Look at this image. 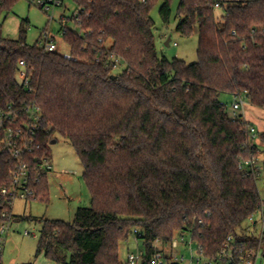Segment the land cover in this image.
I'll list each match as a JSON object with an SVG mask.
<instances>
[{"label": "trees", "instance_id": "1", "mask_svg": "<svg viewBox=\"0 0 264 264\" xmlns=\"http://www.w3.org/2000/svg\"><path fill=\"white\" fill-rule=\"evenodd\" d=\"M16 1L0 0V16ZM73 1L84 14L81 31L63 34L71 55L28 44L24 24L18 39L0 36V106L41 107L42 153L50 156L57 136L67 139L92 199L72 221L39 220L36 256L122 264L121 242L135 229L148 254L155 241L170 243L189 228L209 258L230 235L258 248L244 225L264 199L241 164L260 148L250 123L230 115L221 95L242 94L264 108V0H179L177 30L199 35L191 64L157 50L152 10L160 3L168 23L173 0ZM217 2L225 8L220 17ZM12 163L0 157V188L12 183ZM34 187V200L46 198L49 177Z\"/></svg>", "mask_w": 264, "mask_h": 264}, {"label": "rangeland", "instance_id": "2", "mask_svg": "<svg viewBox=\"0 0 264 264\" xmlns=\"http://www.w3.org/2000/svg\"><path fill=\"white\" fill-rule=\"evenodd\" d=\"M178 3L179 0H173L172 15L168 23L162 21L159 13L160 3L152 10L157 50L161 56L168 59L176 57L191 64L198 58L199 35L195 33L191 36H184L177 30ZM77 8L78 6L73 0H64L62 6L53 7L48 11L28 0H18L9 12H4L0 16V36L18 39L20 26L24 24L27 28L26 42L28 44L33 45L38 42L43 47L42 36L47 32L59 45L60 53L71 55L70 47L65 42L61 30L70 28L81 31L73 17ZM224 12L225 8L223 7L216 9V14L219 17ZM169 37H171L170 45H166ZM122 68L123 66H120L116 72H120ZM24 69L25 67L22 65V70ZM17 80L20 83L23 82V71L18 74ZM221 100L227 104V110L232 115V104L235 97L229 93H223ZM245 114L249 120L251 119L259 134L264 131V108L253 106L247 99ZM260 150L259 156L264 159V145H261ZM49 154L53 171L64 173L65 176L57 179L53 174L49 175V194L46 198L18 199L16 201L13 209L15 218L11 223L4 251L6 264H41V262L50 260L43 254L36 256L41 230L39 220L72 221L79 207H88L91 204V194L83 176L84 167L71 143L67 139L57 136V140L49 144ZM258 186L261 194L264 195V176L260 177ZM246 226H248V222L245 223L244 227ZM26 231L30 232V235H26ZM186 235L189 236V234ZM155 246L162 247V244L155 243ZM169 248L170 246L167 245L166 249ZM137 249H145L144 241L139 239L137 244L135 235L131 234L128 239L121 242V261L126 260L128 252H135ZM262 249L264 251V247Z\"/></svg>", "mask_w": 264, "mask_h": 264}, {"label": "built area", "instance_id": "3", "mask_svg": "<svg viewBox=\"0 0 264 264\" xmlns=\"http://www.w3.org/2000/svg\"><path fill=\"white\" fill-rule=\"evenodd\" d=\"M35 3L46 11L53 7L62 6L64 0H28ZM217 2L215 7H220ZM84 10L78 7L74 13L77 23L81 22ZM66 28L61 30L62 35ZM44 40L43 48L49 52L59 51V45L46 32L42 36ZM176 44V43H175ZM42 47V46H41ZM114 67L117 69L122 66L121 58H113ZM26 79L24 73V80ZM247 100L244 95L239 94L235 97L232 104L233 117L239 116L240 111L244 110ZM243 115V114H242ZM42 109L36 103H25L22 106L14 104L0 106V132L4 135L0 138V157H7L8 161L13 162L10 170L12 183L3 185L0 188V264L4 262V251L10 232L11 223L14 220V204L18 199L27 200L36 197L35 183L40 177L53 173L51 157L42 153L43 144L40 140V126L42 122ZM250 137L255 140L258 137L256 128L248 126ZM33 159L37 168H33L30 160ZM242 168L248 167L251 173L258 178L263 176L264 163L258 157H251L241 164ZM261 193V192H260ZM264 199V195H262ZM248 226L245 228L249 232H255L259 237L260 245L258 248L247 247L244 243L237 241L234 235L228 236L222 248L214 258L206 256L204 247L194 239L192 228L179 231L175 234L170 243L155 241L148 254L146 249H137L135 252H128L127 258L122 264H256L257 260L263 255L264 240V206L253 213L247 220ZM137 229L133 231L135 235ZM26 235L30 232L26 231ZM186 234H189L187 236ZM136 243L139 239L135 236ZM161 243L162 247L155 246ZM170 246L166 249V246Z\"/></svg>", "mask_w": 264, "mask_h": 264}, {"label": "crops", "instance_id": "4", "mask_svg": "<svg viewBox=\"0 0 264 264\" xmlns=\"http://www.w3.org/2000/svg\"><path fill=\"white\" fill-rule=\"evenodd\" d=\"M225 1H237V0H225ZM247 105V104H246ZM245 105V106H246ZM241 114H243V117H244V119L248 122V123H250V125H252V126H254V124L252 123V121H251V119L249 120L248 119V117L246 116L247 114H245V107H244V110L241 112ZM264 129V128H263ZM257 130V129H256ZM258 132V131H257ZM262 133H264V131L263 132H261L260 134H262ZM260 134H259V132H258V137L255 139V143L258 145V147L260 148L261 147V145H264V142L262 141V139L260 138ZM261 151V150H260ZM260 153V152H259ZM258 158H259V160L263 163L264 162V159H261L262 158V156H259L258 155ZM54 176H56V178L57 179H59V178H63V176H65L64 175V173H59V172H56V171H53V173H52ZM45 262H47V264H56L55 262H53V261H50V260H46V261H44V262H41V264H45ZM50 262V263H49ZM51 262H53V263H51ZM256 264H264V251H263V255H262V257L260 258V259H258L257 260V262H256Z\"/></svg>", "mask_w": 264, "mask_h": 264}, {"label": "water", "instance_id": "5", "mask_svg": "<svg viewBox=\"0 0 264 264\" xmlns=\"http://www.w3.org/2000/svg\"><path fill=\"white\" fill-rule=\"evenodd\" d=\"M170 42H171V37H169L166 41V45H170ZM92 201V200H91Z\"/></svg>", "mask_w": 264, "mask_h": 264}]
</instances>
